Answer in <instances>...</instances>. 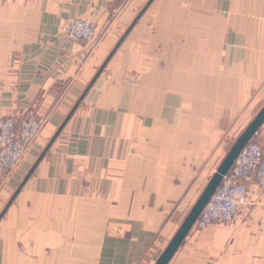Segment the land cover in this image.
<instances>
[{
    "label": "crops",
    "instance_id": "obj_1",
    "mask_svg": "<svg viewBox=\"0 0 264 264\" xmlns=\"http://www.w3.org/2000/svg\"><path fill=\"white\" fill-rule=\"evenodd\" d=\"M84 17L96 37L62 27ZM264 106V0H0V264H155ZM250 141L264 145V122ZM166 264H264V186Z\"/></svg>",
    "mask_w": 264,
    "mask_h": 264
},
{
    "label": "built area",
    "instance_id": "obj_2",
    "mask_svg": "<svg viewBox=\"0 0 264 264\" xmlns=\"http://www.w3.org/2000/svg\"><path fill=\"white\" fill-rule=\"evenodd\" d=\"M62 31L75 41L93 39L96 35L93 21L84 17L68 21ZM43 123L44 118L34 109H28L21 117H0L1 172L10 171L25 157ZM249 179L264 186V145L261 142H248L241 149L201 210L195 221L196 227L203 229L213 223L234 221L241 207L251 203L253 189Z\"/></svg>",
    "mask_w": 264,
    "mask_h": 264
},
{
    "label": "water",
    "instance_id": "obj_3",
    "mask_svg": "<svg viewBox=\"0 0 264 264\" xmlns=\"http://www.w3.org/2000/svg\"><path fill=\"white\" fill-rule=\"evenodd\" d=\"M263 122H264V106L256 114V116L253 118V120L250 122L247 128L234 141L233 145L231 146L224 160L222 161L217 171L215 172V174L212 176V178L204 188L203 192L201 193L196 203L192 207L191 211L187 215L183 224L181 225V227L179 228V230L177 231V233L170 241L168 246L165 248L164 252L162 253V255L155 264H166L173 251L181 242L182 238L185 236L187 231L190 229V227H192V225L198 218L204 205L208 201L211 194L215 191L217 186L220 184L221 180L223 179V176L229 170V168L233 164L235 158L237 157L241 149L250 141L254 133L257 131V129L260 127V125Z\"/></svg>",
    "mask_w": 264,
    "mask_h": 264
},
{
    "label": "rangeland",
    "instance_id": "obj_4",
    "mask_svg": "<svg viewBox=\"0 0 264 264\" xmlns=\"http://www.w3.org/2000/svg\"><path fill=\"white\" fill-rule=\"evenodd\" d=\"M95 29H96V28H95ZM95 37H96V35H95ZM95 37H94V38H95ZM94 38H93V39H94ZM90 40H92V39H89V40H87V41H90ZM249 142H251V141H249Z\"/></svg>",
    "mask_w": 264,
    "mask_h": 264
}]
</instances>
